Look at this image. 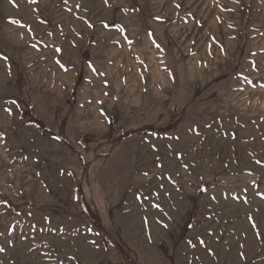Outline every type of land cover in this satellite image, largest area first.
<instances>
[{"label": "rangeland", "instance_id": "rangeland-1", "mask_svg": "<svg viewBox=\"0 0 264 264\" xmlns=\"http://www.w3.org/2000/svg\"><path fill=\"white\" fill-rule=\"evenodd\" d=\"M0 264H264V0H0Z\"/></svg>", "mask_w": 264, "mask_h": 264}, {"label": "trees", "instance_id": "trees-1", "mask_svg": "<svg viewBox=\"0 0 264 264\" xmlns=\"http://www.w3.org/2000/svg\"><path fill=\"white\" fill-rule=\"evenodd\" d=\"M146 131H149V130H148V129H144V128H142V129L134 130V131H132V132H133V134H134V133L137 134V133H143V132H146Z\"/></svg>", "mask_w": 264, "mask_h": 264}]
</instances>
